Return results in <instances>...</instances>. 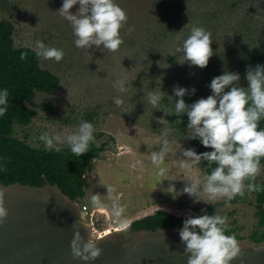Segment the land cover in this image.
<instances>
[{
    "label": "rangeland",
    "instance_id": "rangeland-1",
    "mask_svg": "<svg viewBox=\"0 0 264 264\" xmlns=\"http://www.w3.org/2000/svg\"><path fill=\"white\" fill-rule=\"evenodd\" d=\"M115 2L125 11L127 20L119 30L122 44L111 51L103 45H75L77 37L72 24L59 13L63 0H0V19L14 24L16 46L36 50L37 42L42 41L64 51L59 62L42 58V67L60 77V88L38 93L28 103L38 114L30 125H16L15 136L40 147L44 146L38 139L42 132L55 131L66 136L82 121L93 124L96 144L103 149L85 174L90 185L82 199L95 214L93 239L106 228L130 225L159 209L188 217L214 206V214L227 217L228 227L242 237L240 241L250 240L258 227L255 196L250 191L243 202L220 198L199 203L187 193L173 199L166 192L170 183L179 191L192 177L202 179L207 175L203 162L190 168L180 164L184 149L199 153L194 139L188 138V117L183 129L173 126V114L165 117L171 129L168 138L176 141L160 165L167 170L166 177L157 175L159 169L152 163L151 153L161 148L165 125L158 120L174 106V87L196 88L194 95L184 97L186 104L212 94L208 85L223 71L239 72L240 84L247 87L246 66L254 53L264 51V0ZM78 9L79 5H75L70 11L78 14ZM193 27L211 34L213 55L205 68L184 61L183 41ZM121 78L126 80L128 89L124 93L118 91L116 83ZM151 91L162 96L156 107L147 99ZM118 97L124 105L114 103ZM257 177L264 179L263 168ZM93 195L100 197L104 208L92 205ZM114 200L123 209L119 219L111 213Z\"/></svg>",
    "mask_w": 264,
    "mask_h": 264
},
{
    "label": "clouds",
    "instance_id": "clouds-1",
    "mask_svg": "<svg viewBox=\"0 0 264 264\" xmlns=\"http://www.w3.org/2000/svg\"><path fill=\"white\" fill-rule=\"evenodd\" d=\"M75 5H79L78 14L70 11ZM59 13L72 24L77 47L103 45L104 48L115 51L123 42L119 30L127 16L115 0H63ZM210 36L205 29L193 27L190 35L183 41L184 61L200 68L207 67L213 55ZM36 55L59 62L64 57V51L38 41ZM244 79L248 82L247 87L240 84L239 72L223 71L208 85L212 94L192 104H186L184 97L194 95L195 87H174L177 98L174 106L167 109L165 116L158 120L165 125L161 133V148L159 152L151 153L152 163L159 169L157 175L166 177L167 170L160 165L164 164L166 154L173 151L176 143L173 138H168L171 129L167 127L165 117L169 114L186 115L187 129L191 130L188 138L199 139L204 147L212 149L202 153H197L192 148L184 149L181 167L190 168L202 161L209 164L214 162L216 167L202 179L192 177L190 183L179 191L174 183H170L166 192L172 194L173 199L187 193L194 198L195 203L213 202L220 198L230 201L237 195L243 196L246 189L254 192L261 190L259 185L251 181H255L260 174L261 158L264 157V129L260 128V121L264 118V64L247 65ZM116 83L119 92L128 91L124 78ZM8 97V90L0 89V116L7 111ZM147 99L156 107L162 96L160 92L151 91ZM114 103L117 106L124 105L119 97ZM94 131L92 123L82 121L71 134L62 136L55 131H45L38 139L43 142L46 150L60 152L61 145L67 144L73 154L80 156L89 150L91 142L95 140ZM245 181L249 183L246 184ZM111 191L112 188L109 187V192ZM91 201L94 207H105L97 195H93ZM4 203L5 192L0 190V222L8 215ZM111 213L118 219L122 217L123 209L118 200L111 204ZM227 228V217L218 213L189 215L179 230L180 239L185 245L184 251L190 254L187 264H231L240 255L241 247L235 235L226 234ZM71 248L73 255L84 261L95 260L102 253L96 243L90 239L84 241L79 230L75 232Z\"/></svg>",
    "mask_w": 264,
    "mask_h": 264
},
{
    "label": "water",
    "instance_id": "water-1",
    "mask_svg": "<svg viewBox=\"0 0 264 264\" xmlns=\"http://www.w3.org/2000/svg\"><path fill=\"white\" fill-rule=\"evenodd\" d=\"M6 218L0 222V264H187L180 227L112 229L93 239L95 214L83 210L57 183L5 185ZM107 229V228H106ZM79 230L84 241L102 249L92 261L75 257L71 242ZM238 242L241 253L231 264H264V242Z\"/></svg>",
    "mask_w": 264,
    "mask_h": 264
},
{
    "label": "trees",
    "instance_id": "trees-1",
    "mask_svg": "<svg viewBox=\"0 0 264 264\" xmlns=\"http://www.w3.org/2000/svg\"><path fill=\"white\" fill-rule=\"evenodd\" d=\"M14 33V24L8 19H0V89L6 88L9 92L7 111L0 116V182L5 185L20 182L40 186L48 179L51 183H57L72 199L82 200L90 185L85 174L103 148L94 140L86 153L77 156L71 152L69 146H61L60 152L49 151L44 146L31 145L26 138L15 136L16 125L28 126L38 114L28 103L36 98L38 93H50L59 89L61 79L51 70L42 67V58L37 57L35 49L16 46ZM257 63L264 64V51L251 56L250 64L255 66ZM186 118V115L173 114V126L183 129ZM260 128L264 129V118L260 121ZM193 145L199 153L212 150L204 147L199 139H194ZM202 162L207 175L216 167L214 162ZM261 168L264 169V157L261 158ZM251 182L259 185L261 190L250 191L255 196L258 227L249 237L254 242L261 243L264 242V179L256 177V180ZM248 192L246 189L243 196H235L233 202L245 201ZM214 213L213 206L200 215H215ZM187 218L159 209L130 225L132 229L154 230L161 226L181 228ZM226 234L235 235L237 240L242 238L232 227L227 228Z\"/></svg>",
    "mask_w": 264,
    "mask_h": 264
},
{
    "label": "built area",
    "instance_id": "built-area-1",
    "mask_svg": "<svg viewBox=\"0 0 264 264\" xmlns=\"http://www.w3.org/2000/svg\"><path fill=\"white\" fill-rule=\"evenodd\" d=\"M83 210L86 212V213H88L89 215H93V212L91 211V209L89 208V206L87 205V204H85L84 203V205H83ZM128 226V225H127ZM126 226V227H127ZM118 227H121V225H119V226H117V227H115V228H113V229H117ZM124 228V227H123ZM123 228H121V229H123ZM112 230V229H111ZM94 231H95V229H93V233H94ZM98 236H100V234H98Z\"/></svg>",
    "mask_w": 264,
    "mask_h": 264
},
{
    "label": "bare ground",
    "instance_id": "bare-ground-1",
    "mask_svg": "<svg viewBox=\"0 0 264 264\" xmlns=\"http://www.w3.org/2000/svg\"><path fill=\"white\" fill-rule=\"evenodd\" d=\"M125 226H127V225L125 224L124 226H122V228L125 227ZM117 229H121V227H118ZM110 230H111L110 228H109V229H106L105 231H103V232L100 234V236L103 235L104 233H108Z\"/></svg>",
    "mask_w": 264,
    "mask_h": 264
},
{
    "label": "flooded vegetation",
    "instance_id": "flooded-vegetation-1",
    "mask_svg": "<svg viewBox=\"0 0 264 264\" xmlns=\"http://www.w3.org/2000/svg\"><path fill=\"white\" fill-rule=\"evenodd\" d=\"M122 226H123V225H121V228H122ZM125 227H126V226H125ZM125 227H124V228H125Z\"/></svg>",
    "mask_w": 264,
    "mask_h": 264
}]
</instances>
